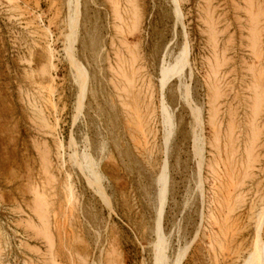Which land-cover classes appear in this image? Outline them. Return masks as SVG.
<instances>
[{
    "label": "rangeland",
    "instance_id": "rangeland-1",
    "mask_svg": "<svg viewBox=\"0 0 264 264\" xmlns=\"http://www.w3.org/2000/svg\"><path fill=\"white\" fill-rule=\"evenodd\" d=\"M248 261L264 0H0V264Z\"/></svg>",
    "mask_w": 264,
    "mask_h": 264
},
{
    "label": "bare ground",
    "instance_id": "bare-ground-1",
    "mask_svg": "<svg viewBox=\"0 0 264 264\" xmlns=\"http://www.w3.org/2000/svg\"><path fill=\"white\" fill-rule=\"evenodd\" d=\"M141 131H142V130H141ZM210 164H211V163H210ZM208 173H209V172H208ZM254 254H255V253L253 252V255H254ZM250 263H251V261H248V262H247V264H250Z\"/></svg>",
    "mask_w": 264,
    "mask_h": 264
}]
</instances>
